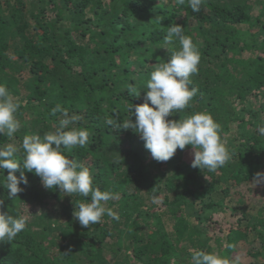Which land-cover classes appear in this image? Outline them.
<instances>
[{
	"label": "trees",
	"instance_id": "trees-1",
	"mask_svg": "<svg viewBox=\"0 0 264 264\" xmlns=\"http://www.w3.org/2000/svg\"><path fill=\"white\" fill-rule=\"evenodd\" d=\"M172 24L192 37L201 62L191 107L169 119L211 113L234 152L215 172L185 161L192 146L158 162L134 130L106 124L145 103L153 66L169 58ZM0 83L23 102L17 147L26 134L54 129L59 104L90 131L88 145L66 155L89 167L94 186L120 194L106 203L118 220L82 227L73 212L86 198L46 189L34 173L12 201L0 184V210L29 217L13 241L0 242V264H190V248L264 264V206L246 204L240 190L230 195L264 172V0H205L197 13L187 0H0ZM9 142L0 136V145Z\"/></svg>",
	"mask_w": 264,
	"mask_h": 264
},
{
	"label": "clouds",
	"instance_id": "clouds-1",
	"mask_svg": "<svg viewBox=\"0 0 264 264\" xmlns=\"http://www.w3.org/2000/svg\"><path fill=\"white\" fill-rule=\"evenodd\" d=\"M186 0H175L176 5H184ZM205 0H187L194 13L201 10ZM164 44L168 47L169 58L160 60L146 81L145 103L131 104L128 111L131 116L119 122L117 118L106 119V124L113 130L132 129L145 142V149L158 162L172 159L177 150L192 146L194 159L193 168L215 172L230 162L234 156L222 138V130L207 110L197 111L179 120L169 119L176 113H183L191 107V102L198 93L193 86V75L198 73L201 53L191 36L185 34V29L172 24L167 28ZM128 94L139 97L134 84H129ZM20 97L15 96L9 88L0 83V136H6L10 141L0 145V170L3 179L0 181L7 190V199L15 200L24 191L21 185H28L25 174L34 173L41 179L46 189L58 188L63 194L72 197L78 194L84 201L76 204L73 216L82 227L101 223L107 215L116 220L118 213L106 207L110 200H118L119 193L109 190L102 191L94 186L93 174L89 167L70 158L66 152L75 147L88 145L90 131L79 127L82 117L71 113L67 108L56 105L51 109V116H57L54 129L41 134H26L17 147L16 133L21 128L17 114L22 106ZM151 105V106H150ZM134 109V111H133ZM135 116V122L132 116ZM264 136V125L257 129ZM22 150L23 155H18ZM7 170V176L4 175ZM19 172V176H17ZM264 183V172H257L252 178V184ZM90 197V199H88ZM153 203H159L158 197H153ZM4 200L0 199V209ZM219 214V213H217ZM28 216L17 212L16 215L0 210V242L13 241L19 233L25 230ZM232 247V245H229ZM190 264H235L233 260L217 252H206L190 248Z\"/></svg>",
	"mask_w": 264,
	"mask_h": 264
},
{
	"label": "rangeland",
	"instance_id": "rangeland-1",
	"mask_svg": "<svg viewBox=\"0 0 264 264\" xmlns=\"http://www.w3.org/2000/svg\"><path fill=\"white\" fill-rule=\"evenodd\" d=\"M260 105H261L260 101H258L255 104V106H260ZM184 158H185V161L187 163H192V161L194 159V155L193 154H190V155L188 154ZM236 190H240L241 191V194L243 196L242 200L246 204H249V205H251L253 207H256V208H260V207L264 206V183L253 185L252 182H249V183H246V184L240 186L239 188L232 187L231 190H230L231 191L230 195H232L234 193V191H236ZM160 205H161V202L157 203L156 209H158V207H160ZM231 205H233V204H231ZM223 216L216 215L215 216V220H219V219L222 220ZM222 224H223L222 228H224V229H227L230 226L229 225V221L227 223L222 222ZM217 227L220 228L219 224H218ZM209 236L214 239V236H216V235H214V233H210ZM220 236H222V234ZM212 246L215 248V243H212ZM243 255H244L243 253H240L241 257ZM250 261L253 262V260H250ZM250 261L247 259L245 261V263L246 264H249V263L251 264Z\"/></svg>",
	"mask_w": 264,
	"mask_h": 264
}]
</instances>
